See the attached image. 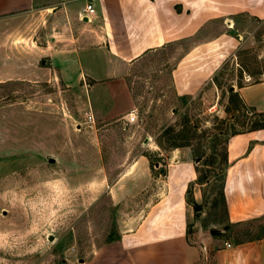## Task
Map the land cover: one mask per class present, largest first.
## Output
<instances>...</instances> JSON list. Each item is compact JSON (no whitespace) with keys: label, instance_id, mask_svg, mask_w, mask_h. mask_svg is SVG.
<instances>
[{"label":"rangeland","instance_id":"obj_1","mask_svg":"<svg viewBox=\"0 0 264 264\" xmlns=\"http://www.w3.org/2000/svg\"><path fill=\"white\" fill-rule=\"evenodd\" d=\"M44 18L0 23V264H91L129 230L119 226L150 203L148 195H125L120 176L141 154L154 175L164 173L176 149H187L197 174L198 187L187 194L196 216L189 232L202 239L221 233L227 143L256 119H245L231 88L262 78L264 22L243 18L252 40L215 77L218 95L205 89L180 97L172 70L193 41L153 51L110 81H93L62 63L53 70L52 56L37 53L42 44L68 47L79 32ZM21 59L29 60L28 77L20 74ZM6 61L13 70L5 71ZM132 110L137 119L129 123ZM234 232L236 240L264 236V218Z\"/></svg>","mask_w":264,"mask_h":264},{"label":"crops","instance_id":"obj_2","mask_svg":"<svg viewBox=\"0 0 264 264\" xmlns=\"http://www.w3.org/2000/svg\"><path fill=\"white\" fill-rule=\"evenodd\" d=\"M87 4L94 10L89 19L83 18ZM34 13L79 31L69 36L68 47L37 46L42 57L52 56L53 70L62 63L86 79L110 81L153 51L193 41L173 67V88L180 97L205 89L218 95L215 77L229 61L238 60L240 50L252 40L241 29L243 18L263 23L264 0H0V23ZM48 26L40 31L47 32ZM263 34L264 30L261 41ZM5 64V71L13 70V61L11 67ZM28 64V59H21L20 74L26 77ZM67 83L73 84L71 78ZM231 92L247 107L264 112V74L258 82L235 84ZM226 156L221 233L202 239L198 232H189L196 216L187 194L190 186L198 185L187 149L170 152L165 172L155 175L149 158L141 154L119 182L128 187L125 195H148L150 203L139 208L137 218L119 226L129 230L96 252L91 264H199L202 258L203 264H264V236L236 240L234 232L264 218V129L231 137ZM199 193L194 188L196 203Z\"/></svg>","mask_w":264,"mask_h":264},{"label":"trees","instance_id":"obj_3","mask_svg":"<svg viewBox=\"0 0 264 264\" xmlns=\"http://www.w3.org/2000/svg\"><path fill=\"white\" fill-rule=\"evenodd\" d=\"M214 81H215L216 86L218 87L216 80H214ZM240 86H242V85H238V87H240ZM233 94H235L234 96H236V100L240 103V106L243 109L245 119H246V116H251V117L256 118L257 120L255 119V121L250 120L249 122H244V124L246 123V125H250V126L244 130L232 133L231 137L238 135V134H242V133H247V132H252V131L264 129V112H257L256 110H254L250 107H247L242 102V100L239 98L237 93L233 92ZM226 158H227V156H226Z\"/></svg>","mask_w":264,"mask_h":264},{"label":"built area","instance_id":"obj_4","mask_svg":"<svg viewBox=\"0 0 264 264\" xmlns=\"http://www.w3.org/2000/svg\"><path fill=\"white\" fill-rule=\"evenodd\" d=\"M83 12H84L83 18L89 19V16L93 15V13H94L92 5L91 4H87ZM244 79L246 81H249L250 77L245 75ZM136 119H137L136 111L135 110L130 111V113L127 116V122L132 123ZM87 120H88V122L92 121V115L91 114H87Z\"/></svg>","mask_w":264,"mask_h":264}]
</instances>
